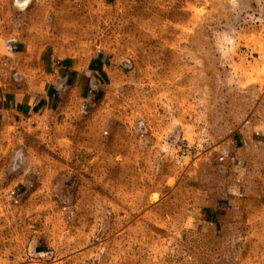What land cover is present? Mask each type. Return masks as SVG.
Here are the masks:
<instances>
[{"label": "rangeland", "instance_id": "obj_1", "mask_svg": "<svg viewBox=\"0 0 264 264\" xmlns=\"http://www.w3.org/2000/svg\"><path fill=\"white\" fill-rule=\"evenodd\" d=\"M21 2L89 82L0 135V264H264V0Z\"/></svg>", "mask_w": 264, "mask_h": 264}, {"label": "crops", "instance_id": "obj_2", "mask_svg": "<svg viewBox=\"0 0 264 264\" xmlns=\"http://www.w3.org/2000/svg\"><path fill=\"white\" fill-rule=\"evenodd\" d=\"M1 26L0 22V135L13 129L25 114L39 115L53 109L58 86L84 90L89 82L84 79L81 61L62 59L50 50L33 57L26 69L19 47L5 38ZM96 64L101 72L105 70V60Z\"/></svg>", "mask_w": 264, "mask_h": 264}, {"label": "bare ground", "instance_id": "obj_3", "mask_svg": "<svg viewBox=\"0 0 264 264\" xmlns=\"http://www.w3.org/2000/svg\"><path fill=\"white\" fill-rule=\"evenodd\" d=\"M27 2H28V0H22V2H21L22 7L25 6L27 4Z\"/></svg>", "mask_w": 264, "mask_h": 264}]
</instances>
